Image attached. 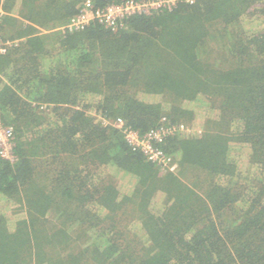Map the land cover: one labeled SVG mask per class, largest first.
<instances>
[{"label": "trees", "instance_id": "trees-1", "mask_svg": "<svg viewBox=\"0 0 264 264\" xmlns=\"http://www.w3.org/2000/svg\"><path fill=\"white\" fill-rule=\"evenodd\" d=\"M84 1L0 0V264H264V0L60 30ZM100 116L189 125L156 143L176 171Z\"/></svg>", "mask_w": 264, "mask_h": 264}, {"label": "built area", "instance_id": "built-area-1", "mask_svg": "<svg viewBox=\"0 0 264 264\" xmlns=\"http://www.w3.org/2000/svg\"><path fill=\"white\" fill-rule=\"evenodd\" d=\"M192 3L194 0H123L119 3H109L102 8L94 7L89 0L84 1L77 15L69 22L59 27L64 29H82L89 23L96 21L104 27L115 30L123 25V20L132 14H152L163 9H172L180 2ZM13 42L4 41L0 34V53H4ZM98 121L104 126L117 128L132 149L139 150L146 158L162 170L176 171V163L172 157L157 147L156 143L162 142L165 136L173 133L189 134L191 127L185 123L172 124L166 127L150 129L141 134L126 125L121 117L109 119L103 116ZM14 129L5 124L0 116V157L14 161Z\"/></svg>", "mask_w": 264, "mask_h": 264}, {"label": "rangeland", "instance_id": "rangeland-1", "mask_svg": "<svg viewBox=\"0 0 264 264\" xmlns=\"http://www.w3.org/2000/svg\"><path fill=\"white\" fill-rule=\"evenodd\" d=\"M194 108L197 110V117L198 118L201 117V116H203V115H205L204 114L205 111L203 109L201 111V109L199 107H197V105L194 106ZM117 183L121 185L122 182H117ZM0 209H1V212L7 213V214L11 212L10 206H5L4 207V205H2V202L1 201H0ZM127 226H128L127 228H129L132 233L138 234L137 236L140 235L141 237H143V235H142L143 234V231L141 230V228L139 226V223L137 221L131 220L129 223H127Z\"/></svg>", "mask_w": 264, "mask_h": 264}]
</instances>
